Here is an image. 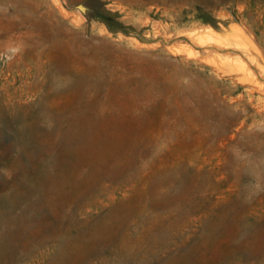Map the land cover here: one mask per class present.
<instances>
[{"label":"rangeland","instance_id":"obj_1","mask_svg":"<svg viewBox=\"0 0 264 264\" xmlns=\"http://www.w3.org/2000/svg\"><path fill=\"white\" fill-rule=\"evenodd\" d=\"M135 2L0 0V264H264V0Z\"/></svg>","mask_w":264,"mask_h":264},{"label":"bare ground","instance_id":"obj_2","mask_svg":"<svg viewBox=\"0 0 264 264\" xmlns=\"http://www.w3.org/2000/svg\"><path fill=\"white\" fill-rule=\"evenodd\" d=\"M119 1V0H118ZM135 1H137V0H135ZM148 1V0H147ZM153 1V0H152ZM163 1V0H162ZM138 2H139V0H138ZM137 2V3H138ZM141 2V1H140ZM139 2V3H140ZM144 2V1H143ZM171 2H173V1H170V3ZM131 3V2H130ZM129 3V4H130ZM136 3V2H135ZM136 3V4H137ZM155 3V2H154ZM140 5V4H139ZM136 6V5H135ZM138 6V5H137ZM145 7V6H144ZM138 8H139V6H138ZM128 14H129V12H128ZM131 15V14H130ZM130 18H132L131 16H130ZM233 29H235V31H236V33L243 39V40H246L247 42L246 43H248V42H250V38H248V36L246 35V32H245V30L244 29H242L241 27H239V26H235ZM234 31V32H235ZM207 32V31H206ZM209 32V33H208ZM207 33L208 34H210V36H211V38H212V36H214L215 35V37L217 36L216 34H214V32L212 31V29L211 30H209ZM207 33H205L206 35H208ZM239 36H238V38H239ZM218 37H221V36H218ZM234 37V36H233ZM208 39L210 38L209 37V35H208V37H207ZM211 38H210V40H211ZM197 39V38H196ZM221 39V38H220ZM214 40V39H213ZM215 40H217V39H215ZM197 41V40H196ZM239 41V40H238ZM198 42V41H197ZM217 42V41H216ZM219 42V41H218ZM220 43V42H219ZM223 45V44H222Z\"/></svg>","mask_w":264,"mask_h":264}]
</instances>
